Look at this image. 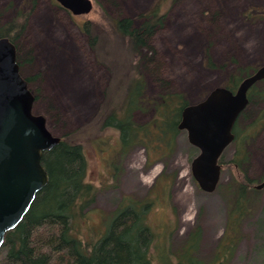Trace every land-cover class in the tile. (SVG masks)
Wrapping results in <instances>:
<instances>
[{
    "label": "rangeland",
    "instance_id": "obj_1",
    "mask_svg": "<svg viewBox=\"0 0 264 264\" xmlns=\"http://www.w3.org/2000/svg\"><path fill=\"white\" fill-rule=\"evenodd\" d=\"M35 1L32 6L31 0H0V27L17 18L20 10L30 11L26 23L24 16L19 19L25 25L22 38L17 40L20 58L26 61L22 70L24 75L38 74L39 78L32 82L38 93L33 111L44 115L48 129L59 137L83 127L95 117L112 79L109 68L89 45L84 25L95 18L101 20L98 6L112 20L125 16L137 18L154 0H93L94 12L80 16L64 9L57 0ZM261 8L264 0H177L173 3L165 26L149 39L150 49L143 51L141 65L147 97L157 98L175 91L191 103H198L212 89L224 86L237 68L246 67L254 73L264 65V17L247 19L244 13ZM105 41L109 44L110 62L114 61L111 65L119 62L123 66L120 75L123 80L133 58L125 55L123 47H119L115 58L111 42ZM207 50L222 67H207ZM119 93L115 92L114 96L117 98ZM263 109L264 100L249 105L242 125ZM154 112L144 108L135 113V119L138 123L147 122ZM101 125L98 122L93 131L83 135L86 179L98 193L85 216L86 221L79 225L85 242L100 237L122 199L149 198L154 193L149 190L157 177L164 174L161 179L165 181L173 175V183L165 194L159 192L150 197L155 202L148 212V222L156 233L163 234L165 230L172 247L179 249L191 230L199 225L203 236L198 258L210 262L218 253V260L224 256L227 259L226 251L233 247L227 264H264V187L249 192L250 200L244 207L246 214L239 223L233 224L228 222L231 204L227 188L234 177L232 169L223 167L219 188L213 193L200 189L190 166L199 151L189 143L185 131L177 137L170 157L149 164L143 146L123 151L118 132L110 127L102 130ZM234 152V144L226 148L223 162H228ZM248 152L247 173L256 186L264 180V125L250 140ZM221 240L220 250L216 252Z\"/></svg>",
    "mask_w": 264,
    "mask_h": 264
},
{
    "label": "trees",
    "instance_id": "obj_2",
    "mask_svg": "<svg viewBox=\"0 0 264 264\" xmlns=\"http://www.w3.org/2000/svg\"><path fill=\"white\" fill-rule=\"evenodd\" d=\"M31 1L33 6L36 1ZM176 1L154 0L148 10L137 18L125 16L113 20L106 10L98 6L101 9V20L95 18L84 25L89 45L99 60L109 68L112 79L105 89L104 100L95 117L83 127L59 136L62 139L60 144L44 152L42 161L49 175L48 185L37 195L19 225L6 234L0 250V264H227L233 247L226 251L229 253L227 259L224 256L223 260H218V253L210 262L198 258L203 236L199 225L191 230L179 249L172 247L165 230L159 234L149 225L148 212L155 202L150 197L159 192L165 194L173 183V175H169L165 181L161 179L164 174L157 177L149 190L154 193L149 198L122 199L107 222V228L95 241L85 242L79 228L86 221L85 216L98 194L97 188L86 179L88 171L83 148L84 132L93 131L98 122L102 124V130L113 128L118 132L122 150L129 151L132 147L143 146L149 164L156 159L170 157L175 150L176 139L182 133L179 129L181 113L191 102L182 93L175 91L157 98H148L141 63L145 56L144 49H150L149 39L165 26L169 9ZM18 13V17L11 23L0 27V37L14 40L13 32L19 24H22L19 31L23 30L30 11L25 9ZM244 15L247 19L263 18L264 8L248 10ZM22 16L24 23L19 22ZM104 21L108 23L107 26ZM107 39L112 44L114 51L111 53L115 58L119 55V47L125 49V55L133 58L134 62L130 64L124 81L120 77L123 66L119 62L111 65L114 61L110 62ZM205 63L211 69L222 67L213 61L208 50ZM251 74L248 68L239 67L227 78L224 86L235 91L242 79ZM37 76L32 77V80ZM117 91L120 93L116 98L114 93ZM247 95L248 106L264 100V80L254 84ZM144 108L153 109L154 115L151 120L138 123L135 113ZM247 108L238 117L233 129L234 156L228 162H223V156L219 161L222 168L229 167L234 173L227 184L231 204L228 222L233 224L239 223L241 216L246 214L244 207L249 203V192L256 189L255 180L247 173L246 164L250 157L248 144L264 125V109L250 122L242 125L241 122L247 118ZM193 151L197 152V149ZM222 240L216 252L220 250Z\"/></svg>",
    "mask_w": 264,
    "mask_h": 264
},
{
    "label": "water",
    "instance_id": "obj_3",
    "mask_svg": "<svg viewBox=\"0 0 264 264\" xmlns=\"http://www.w3.org/2000/svg\"><path fill=\"white\" fill-rule=\"evenodd\" d=\"M57 1L76 16L90 14L94 6L93 0ZM262 80L264 65L243 78L235 91L216 87L183 108L179 129L199 151L190 166L200 189H218L223 169L219 161L234 143V126L249 104L247 93ZM34 102L19 71L15 44L0 38V250L8 231L19 225L48 185L42 157L62 140L48 129L44 115L34 113ZM255 187L262 189L264 180Z\"/></svg>",
    "mask_w": 264,
    "mask_h": 264
},
{
    "label": "flooded vegetation",
    "instance_id": "obj_4",
    "mask_svg": "<svg viewBox=\"0 0 264 264\" xmlns=\"http://www.w3.org/2000/svg\"><path fill=\"white\" fill-rule=\"evenodd\" d=\"M24 26V28H25V25H23ZM23 28V29H24ZM22 32H23V30H21V31H19V32H17L14 36H15V38H14V40L12 39V38H9L14 44H15V47L17 48V59H18V63H19V71H20V73H21V76H22V78L28 83V88H29V90L35 95V100H36V97H37V95H38V93H35V90L33 89V86H32V82H35L36 81V79L37 78H39V76H37L36 77V79H34V80H32V77H34V76H36V75H38V74H36V75H31V74H29V75H24V70H22L23 69V64L26 62L25 61V59L24 60H22L21 58H20V48H18V45H17V40H18V38L20 37V38H22ZM0 38H2V37H0ZM27 60V62H29L30 61V59H26ZM33 109H34V107H33Z\"/></svg>",
    "mask_w": 264,
    "mask_h": 264
},
{
    "label": "bare ground",
    "instance_id": "obj_5",
    "mask_svg": "<svg viewBox=\"0 0 264 264\" xmlns=\"http://www.w3.org/2000/svg\"><path fill=\"white\" fill-rule=\"evenodd\" d=\"M64 83V82H63Z\"/></svg>",
    "mask_w": 264,
    "mask_h": 264
}]
</instances>
